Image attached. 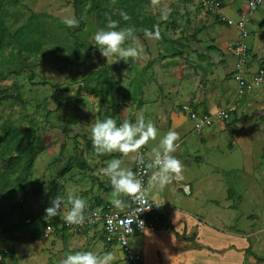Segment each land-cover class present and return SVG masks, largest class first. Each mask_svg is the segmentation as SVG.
I'll return each instance as SVG.
<instances>
[{
    "label": "crops",
    "instance_id": "crops-1",
    "mask_svg": "<svg viewBox=\"0 0 264 264\" xmlns=\"http://www.w3.org/2000/svg\"><path fill=\"white\" fill-rule=\"evenodd\" d=\"M191 2L177 0L175 7L169 2L171 12L168 17L172 19L156 18L162 21L160 24L157 21L156 25L161 38L148 40L146 36L141 37L150 49V57L146 59V65L149 60L150 65L144 66L150 68L147 78L142 72L145 69L129 71L130 62L125 63V77H117L113 72L117 88L112 95H116L117 100L105 98L102 102L100 120L111 117L119 126L126 119L135 123L143 114L146 122L154 123L158 135L144 146L148 153L159 146L160 139L169 130L179 134L174 155L184 166V179L169 184L162 191L149 192L152 200L163 202L155 229L131 236L130 244L142 255L140 264H264V237L261 235L264 227L250 222L247 217L251 215L243 211L250 183L257 184V173L261 172L264 177L261 167L264 134L259 135L253 130L263 129L262 125L256 124H264V85L241 96L236 94L237 83L232 75L236 59L232 50L239 39V30L224 21L225 18L237 19L245 10L247 0H221L218 14L194 10ZM246 27L248 36L243 42L249 48L248 73L264 71V4L251 13ZM121 68L124 67L117 64L113 69L123 70ZM227 106L232 108L230 117L233 115L236 119L234 132L228 126L230 117L226 121L215 118L211 126L194 131L189 117L191 110L198 114H213ZM217 139L224 141V147L230 149L235 144L241 149L246 146L249 155L242 149L243 160L232 169L212 164L209 168L208 157L214 151H220L215 147ZM90 140L84 141L81 152H74L70 147L71 152L58 155L51 163L49 173L42 170L32 185L30 183L28 189L32 195L28 196V201L26 198L25 211L29 221L34 218L33 224L28 221L26 225L16 226L22 219L23 206L6 218L7 230L0 234V246L6 245L11 250L6 264L11 263V257L17 264H22L43 244L48 247L54 243L67 250L70 244L76 243L75 233L78 232L87 234L82 235V251L104 252L109 246L108 251L116 256V264H129L122 259L115 243L104 241L100 226L78 232L61 229L47 238L42 235L44 224L62 220L71 207L65 203L58 216L46 220L45 208L57 195L66 201L72 192L84 199L85 214L96 208L116 210L110 203L112 186L100 169L111 159H121L122 166L132 170L135 162L131 155H97ZM253 144H258L259 153L253 152ZM228 156V152H220V157L228 159ZM233 170L238 171L237 177L231 174ZM220 189L224 191L222 203L212 196ZM228 214L234 217L228 219ZM9 218L12 224L8 223ZM240 219H243L242 227L238 225ZM30 234L34 236L32 242L29 241Z\"/></svg>",
    "mask_w": 264,
    "mask_h": 264
},
{
    "label": "rangeland",
    "instance_id": "rangeland-1",
    "mask_svg": "<svg viewBox=\"0 0 264 264\" xmlns=\"http://www.w3.org/2000/svg\"><path fill=\"white\" fill-rule=\"evenodd\" d=\"M161 1H167V3L160 2L156 6L151 4V11L158 20H162V9L169 8V2L170 4L173 2V7L177 4V0ZM197 1L192 0L191 2L194 10L202 11ZM0 4L10 32L13 33L19 26L25 24L31 15L35 14L38 22L42 25L45 40L42 46L45 51H39L35 55L26 58V69L22 73L11 75L0 81V134L4 133L6 129L13 133L11 141L6 137L0 138V209L3 210L0 215H4L0 224L1 234L7 230L6 218L9 217L5 214V207L8 204L23 201L22 219L18 225H14H26L25 222L29 217L25 211V206L28 205V196L32 195V192H29L28 189L30 183L32 185L42 170L47 171L48 174L53 160L60 154L71 152L70 147L74 152H81L84 141L91 139L90 129L92 125L95 121L100 120L103 109L102 97L105 96V98L112 101L117 100L116 95H112L115 94L114 91L111 92L108 88H104V92L100 94L99 88L94 83L95 77L92 73L106 65L114 68L115 65L113 64H121V67H124L121 68L123 70L112 68L113 71L111 69L110 73L113 75L114 72L117 77H125L126 73L123 71L126 67L124 64L131 62L130 60L134 62L135 70L142 71L146 65L147 57H150V49L144 39L137 37L135 43L143 46L145 50L144 57L135 60L130 58L128 62L122 60L121 63H111L112 58L106 60L105 57L101 56L99 49L94 46L93 35L99 28L94 14L88 11L89 3L87 2L79 3L77 9V14L84 21L83 29L75 34L78 42L75 41L74 36L67 33L66 28L69 27L63 23L65 18L72 16L76 18L72 0H0ZM168 19L171 20L172 17H168ZM158 22L160 24L162 21ZM78 28L79 26L69 29L74 31ZM130 42L128 44L134 46V42ZM128 44L125 46H129ZM9 50V47L6 48L0 56V70L3 72H6L7 69L19 71L21 63L10 55ZM142 72L144 78H147L150 68L147 67ZM55 85L60 90L58 95L59 104L51 100ZM109 94H111L110 97ZM233 118L234 116L231 115L230 119ZM259 123L256 125H262L263 129L253 128V130L254 133L257 132L262 135L264 134V124ZM16 128L21 130V134L18 136L15 135ZM31 135H33V139H31ZM255 137L257 138L258 135L255 134ZM16 139L21 140L19 147L22 148L24 153L27 151L24 146L29 140L32 148L37 152L30 174L27 176L28 178L26 177V180L24 179V185L22 184L23 189L17 179L20 176L19 169L3 171L1 168L4 158L17 153ZM224 145V141L217 139L215 147L220 151H214V154H210L208 157L209 168L212 164V166L232 169L233 165L243 160V152H247L249 155V149L246 146H242V152L241 147L237 144L232 145V149L226 148ZM256 146L258 144H253L255 154L259 153ZM220 152L224 154L228 152L230 156H228V159H224L220 157ZM261 162L263 163L261 167L264 168V160L262 159ZM253 163H256V160ZM237 172L233 170L231 174L237 177L239 175ZM260 174L257 173V184L250 183V190L247 192L249 197L243 205V211L245 210L248 215H251L247 217L250 222H257L258 225L256 223L255 225L264 227V182H261L264 177ZM221 190H216L212 196L222 203L224 191ZM236 215H238V212ZM227 217L230 219L234 215L228 214ZM8 223L12 224L10 218ZM238 225L242 227L243 219H240ZM42 228L44 229V227ZM75 235L78 237L76 243L72 246L70 244V248L67 247V250L63 249L61 245L54 246V243L48 247L43 244L32 251L31 256L25 258L26 261L23 260L22 264H60L62 259L72 253L68 250L82 251L81 248H84L81 247L82 235L87 234H79L78 232ZM95 235L91 237V242ZM261 235L264 237V230H262ZM6 247V245L0 246V250ZM25 253L23 252V254ZM114 264L116 263L114 262Z\"/></svg>",
    "mask_w": 264,
    "mask_h": 264
},
{
    "label": "clouds",
    "instance_id": "clouds-1",
    "mask_svg": "<svg viewBox=\"0 0 264 264\" xmlns=\"http://www.w3.org/2000/svg\"><path fill=\"white\" fill-rule=\"evenodd\" d=\"M160 0H151V4L156 6ZM171 9L164 8L161 12V19L167 20ZM123 20L128 21L131 17L124 11L120 12ZM63 23L69 28L79 26V20L75 16L65 18ZM155 30H144L145 36L150 39H160L158 26ZM94 46L99 49L101 56L106 60L111 59V63L123 60L128 62L142 58L145 50L142 45L135 43L137 37L133 26L119 27V21L108 18L104 28L98 29L94 35ZM134 42L133 45L125 46L127 42ZM75 95V94H72ZM91 143L97 155L111 153H120L122 156L131 155L132 160L141 166L140 175H149L148 183L145 185L143 179L137 172L131 168L123 167L121 159H111L106 166L100 169L102 175L106 176L112 186L110 203L117 210L123 212L130 207L131 203L136 205L135 216L138 212L150 210L151 204L147 203V196L153 190L162 191L173 182H179L184 179L182 162L174 155L177 151V141L179 134L176 131L169 130L159 141V146L154 147L148 153V162H145V156L140 154V149L150 140H155L158 135V129L151 121H145L143 114L137 117L135 123L130 120H124L117 126L116 120L107 117L103 120H97L92 125ZM135 154V155H132ZM127 198V199H125ZM68 203L70 209L63 216L65 223L69 225H81L85 222L86 201L74 193L69 192L67 200L57 195L50 206L45 208V219H51L59 215L61 207ZM163 202L156 204L160 206ZM147 204L145 207L144 205ZM102 209L97 208L91 216L99 218ZM136 219L130 220V224ZM112 221L109 220V230H112ZM116 256L110 251L92 252L75 251L68 254L61 260L60 264H114Z\"/></svg>",
    "mask_w": 264,
    "mask_h": 264
},
{
    "label": "trees",
    "instance_id": "trees-1",
    "mask_svg": "<svg viewBox=\"0 0 264 264\" xmlns=\"http://www.w3.org/2000/svg\"><path fill=\"white\" fill-rule=\"evenodd\" d=\"M81 2L89 3L88 11L94 14L99 29L104 28L106 26L109 17L113 20L119 21V27L133 26L135 28L136 37L145 36V29L154 31V26L157 25V19L151 11V0H72V5L75 11L76 18L79 20V28L74 31H71L69 28H66V31L69 35L74 36L76 42H78V40L75 37V34L78 33V31H81L84 27V21L81 19V16L77 14L78 5ZM121 11L126 12L131 17V19L128 21L123 20L120 16ZM205 12L211 13L208 11ZM43 34L44 33L42 25L40 22H38L37 16L35 14L31 15L28 18L27 22L19 26L13 33L10 32L6 25L4 13L1 11L0 4V56L2 55L3 51L9 47L10 55L15 60L21 63V68L19 71L7 69L6 72H3L0 70V81L7 79L11 75L22 73L26 69V58L35 55L39 51H45V49L42 48L45 42ZM128 43L131 42L129 41L127 42V44ZM121 61L122 60L118 62L121 63ZM130 61V67L128 68V70L135 71L134 63L132 62V60ZM114 65L116 66V64ZM148 65H150V60L148 61L146 66ZM112 68L106 65L100 67L98 70L92 73V75L95 77L94 83L96 87L99 88L100 94L103 93L106 88H108L111 92H113L117 88V81L110 73ZM143 69H145V67ZM59 93V87L55 85L51 94V100L54 101L56 104H59ZM104 100L105 96L102 97L101 101L103 102ZM235 122L236 119L233 118L228 124L229 129L232 132H234L236 129ZM20 134L21 130L16 128L15 135L18 136ZM2 137H6L9 141H11L13 133H10V131L6 129L4 130V133L0 134V138ZM33 138V135H31V139ZM20 141V139H16L15 142V145L17 146V153L14 155H10L8 158H4L2 160L1 168L3 169V171H13L19 169L20 176L17 178L18 183H20V185H24L26 177L30 174V171L32 169L37 152L34 148H32L31 141L29 140V142H27L24 146L27 148L26 153H24L22 148L19 147ZM23 185L21 187L22 189ZM22 206L23 201L16 202V204H8L5 207V214L9 216L16 209L21 208ZM0 212L3 213V210L0 209ZM2 217H4V215L1 214L0 223L3 221ZM33 219L34 218H32L28 223L33 224ZM29 241H34L33 234H30ZM108 249L109 246L104 251H108ZM10 251V248H7L6 252L2 253V259L0 260V264H6L5 259L10 255ZM11 264H17L14 257H11Z\"/></svg>",
    "mask_w": 264,
    "mask_h": 264
},
{
    "label": "built area",
    "instance_id": "built-area-1",
    "mask_svg": "<svg viewBox=\"0 0 264 264\" xmlns=\"http://www.w3.org/2000/svg\"><path fill=\"white\" fill-rule=\"evenodd\" d=\"M199 6L204 10L213 14H218L221 7V0H198ZM264 4V0H247L246 8L240 13L237 19L225 18L224 21L227 25H233L239 30V39L233 45V54L236 59L235 67L233 70V78L237 83L236 94L241 96L251 90L264 85V71L258 70L256 73H248V46L243 42V38L248 36L247 24L250 20V15L253 11L258 9ZM232 111L231 107L219 108L213 114H198L196 111H190L189 117L193 123V129L196 132L201 131L205 127H209L213 124L214 119L226 121L230 117ZM140 154L145 156V162H148V152L145 147L140 149ZM134 172L138 175L141 173V166L135 163ZM150 175V173H149ZM149 175H140L145 185L148 183ZM147 203L151 204L150 210L138 212L135 216L136 205L131 203V206L126 208L123 212H117L116 210L105 207L100 208L102 212L99 218L91 216V213L95 210H91L85 214L86 220L81 225H69L65 223L64 219L56 223H46L43 229V236L47 237L49 234L61 230L72 229L74 231H85L92 229L95 225L100 226L103 234L104 241L107 243H115L121 252V257L129 264H140L142 261V255L136 251L130 244V237L139 234L144 231H154L155 222L158 220L159 211H161L163 204L157 206L161 202L152 200L147 196ZM145 207L147 204L144 205ZM97 209V208H96ZM136 219L130 224V228L127 226L130 220ZM109 220L112 221V230H109ZM28 222V220H26ZM6 249L0 250V260L2 259V253L6 252Z\"/></svg>",
    "mask_w": 264,
    "mask_h": 264
}]
</instances>
